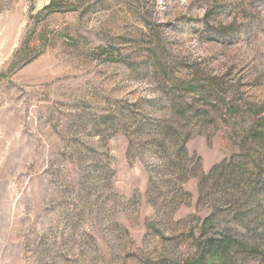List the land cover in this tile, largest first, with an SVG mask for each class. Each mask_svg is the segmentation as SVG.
Returning <instances> with one entry per match:
<instances>
[{
  "label": "rangeland",
  "instance_id": "obj_1",
  "mask_svg": "<svg viewBox=\"0 0 264 264\" xmlns=\"http://www.w3.org/2000/svg\"><path fill=\"white\" fill-rule=\"evenodd\" d=\"M264 264V0H0V264Z\"/></svg>",
  "mask_w": 264,
  "mask_h": 264
},
{
  "label": "trees",
  "instance_id": "obj_2",
  "mask_svg": "<svg viewBox=\"0 0 264 264\" xmlns=\"http://www.w3.org/2000/svg\"><path fill=\"white\" fill-rule=\"evenodd\" d=\"M234 243L233 238L229 236H223L222 238L210 239L199 260L195 261V264H204L207 257L209 259H223L227 254L228 250L232 247Z\"/></svg>",
  "mask_w": 264,
  "mask_h": 264
}]
</instances>
